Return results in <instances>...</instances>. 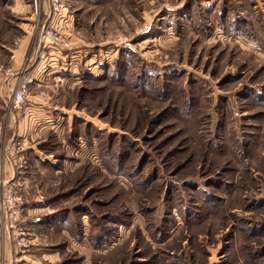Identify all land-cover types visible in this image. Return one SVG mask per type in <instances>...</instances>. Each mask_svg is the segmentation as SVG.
Instances as JSON below:
<instances>
[{"label": "rangeland", "instance_id": "1", "mask_svg": "<svg viewBox=\"0 0 264 264\" xmlns=\"http://www.w3.org/2000/svg\"><path fill=\"white\" fill-rule=\"evenodd\" d=\"M36 1L0 0V71L32 61ZM64 1L74 72L28 93L54 128L24 146L31 263L264 264V0Z\"/></svg>", "mask_w": 264, "mask_h": 264}, {"label": "built area", "instance_id": "2", "mask_svg": "<svg viewBox=\"0 0 264 264\" xmlns=\"http://www.w3.org/2000/svg\"><path fill=\"white\" fill-rule=\"evenodd\" d=\"M47 3L48 14L42 22L44 30L37 52L36 68L38 75L49 81L46 82L47 84L57 87L64 83L65 78L62 76L64 73L72 74L70 71L73 64L72 56L70 55L68 61H66V55L62 54V51L71 49V41L64 32L67 25L71 23L68 17L72 16L70 8L64 0H47ZM33 8L38 17L39 4L36 0L33 2ZM35 83L34 75L30 72L22 73L17 87L12 90L9 98V108L12 110L19 109L26 101L30 87L34 86ZM40 96L44 97L42 92ZM49 124L53 125L51 120ZM17 137L19 138L18 141L14 145L12 144L15 153L10 154V164L16 173L10 181L5 180L3 183L5 191L1 200V210L8 226L14 230L11 233V241L14 242V245L19 250H27L29 246L26 242L27 229L16 225L17 212L21 204L20 181L22 172L27 164L26 154L24 153V146L27 141L19 135Z\"/></svg>", "mask_w": 264, "mask_h": 264}, {"label": "crops", "instance_id": "3", "mask_svg": "<svg viewBox=\"0 0 264 264\" xmlns=\"http://www.w3.org/2000/svg\"><path fill=\"white\" fill-rule=\"evenodd\" d=\"M68 18L71 23L67 25V28L64 33L66 34L67 38H69L71 41L70 36L73 32L74 20L72 19V17H68ZM40 38L37 42L38 44L36 45L33 51V54L31 55L32 61L31 62L29 61L26 64L24 62V56L26 53L24 52V46L22 48V52L21 50H19L22 53L21 56L22 58L19 57V54H16L18 51L16 52L5 48L6 55L10 57V59L7 61V66L12 67L13 72L5 73V71H0V115L3 117L7 115L10 124L12 123V127L9 130L12 131L14 134L16 132L17 133L20 132L19 136H23V139L27 140L28 142L30 140L29 138H31V134H33L34 132L35 133L42 132V134H44V131L46 132L48 129L54 130L53 125L49 124L51 117L45 114V111H49L52 108L49 105V103L46 100H44L45 98L36 95H32V96L28 95L26 97V101L24 102V104L17 110H12L11 108H9L8 105L9 98L12 94V90L17 87L18 80L22 75V73L30 72L32 75H34L36 79V83L34 86L36 87H39V85L45 84L46 82H49L48 80L40 77L37 73L36 62H37V52L40 47V41H41ZM65 55L67 57V54ZM74 68L71 67L70 70L71 73L74 72ZM10 84H12L14 87L16 84V87L15 88L13 86L10 87ZM63 84H61L60 86H62ZM25 118L26 120H24ZM18 119H20L21 122L20 124L17 125ZM2 123L3 122L0 121V131L2 130ZM1 137L2 136L0 134V182L2 180L5 181L6 179L10 178L12 175V170H11L12 168L10 164L11 152L9 150V147L11 148L10 146L11 141L8 140L9 142L6 144L4 138ZM36 138H39V136H37ZM31 140L33 139L31 138ZM46 160H48V158H46ZM25 251H29L30 254L21 253L22 251H20L15 246L13 248L11 241V233L7 228L6 220H4V217L0 212V257L4 258V260H2L3 264H20V263L32 264L31 263L32 259H30V257H31V253H33V249L25 250ZM2 261L0 259V264H2Z\"/></svg>", "mask_w": 264, "mask_h": 264}]
</instances>
